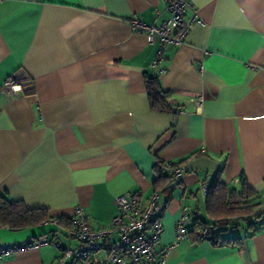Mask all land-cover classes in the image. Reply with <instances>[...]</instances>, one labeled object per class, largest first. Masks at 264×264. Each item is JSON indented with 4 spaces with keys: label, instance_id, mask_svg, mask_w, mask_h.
Returning <instances> with one entry per match:
<instances>
[{
    "label": "crops",
    "instance_id": "1",
    "mask_svg": "<svg viewBox=\"0 0 264 264\" xmlns=\"http://www.w3.org/2000/svg\"><path fill=\"white\" fill-rule=\"evenodd\" d=\"M205 24L180 46L130 25L170 17L164 0H3L0 2V83L16 75L22 89L0 93V194L28 208L72 217L82 207L89 224H110L115 197L162 193L163 231L155 246L164 264H264V0H189ZM192 14L186 11V17ZM166 92L154 109L144 73ZM202 96L201 103L197 96ZM186 168L156 183L157 164ZM180 163V164H179ZM219 179L229 190L253 191L245 202L253 223L238 243H214L194 227L209 218L201 185ZM186 209L187 235L176 241ZM47 241L3 256L0 264H70L78 245L51 223L11 230L0 245Z\"/></svg>",
    "mask_w": 264,
    "mask_h": 264
},
{
    "label": "built area",
    "instance_id": "2",
    "mask_svg": "<svg viewBox=\"0 0 264 264\" xmlns=\"http://www.w3.org/2000/svg\"><path fill=\"white\" fill-rule=\"evenodd\" d=\"M164 2L170 17L159 25H147L136 18L130 20L131 27L146 32L151 43L155 40L159 41L158 53L152 63L153 69L160 68L159 64L166 44L180 46L193 25L205 24L198 10L189 0H164ZM187 9L192 11L189 17H186ZM21 89V83L16 75H10L0 83V93L2 91L14 93ZM196 99L198 103L203 100L199 95ZM167 169L171 175L178 178H183L186 174L183 164L168 166ZM172 185L173 183H168L162 189H155L147 199L142 198L141 191L117 195L116 214L109 225L100 228H93L83 208L77 207L71 217L70 225L64 228V232L78 245L74 248H65L55 243L62 252L61 260H69L70 264H164V256L157 255L155 251L156 243L163 231L158 210L162 205V193L169 191ZM209 186V181L201 185L203 196L206 195ZM189 219L188 211L182 209L176 223V241H181L187 235L186 226ZM48 223L57 226L53 221ZM45 243L47 241L39 240L20 245H0V260L3 256L36 248Z\"/></svg>",
    "mask_w": 264,
    "mask_h": 264
},
{
    "label": "trees",
    "instance_id": "3",
    "mask_svg": "<svg viewBox=\"0 0 264 264\" xmlns=\"http://www.w3.org/2000/svg\"><path fill=\"white\" fill-rule=\"evenodd\" d=\"M144 80L151 106L154 109L166 108V92L162 90L157 77L145 72ZM177 165L159 162L156 183H163L170 179L164 174L163 168ZM253 194V191L244 184L240 191L236 192L229 190L227 185L219 179H214L205 195V209L209 218H195L194 227L207 234L214 243H238L240 238L227 237L224 234L228 226L237 227L235 224L237 218L250 219L253 216L252 205L244 201L245 197H251ZM51 221L61 228H66L70 225L71 217L54 216L47 209L28 208L22 201L9 198L7 193L0 194V226L20 230ZM252 225L253 223H248L247 228Z\"/></svg>",
    "mask_w": 264,
    "mask_h": 264
},
{
    "label": "rangeland",
    "instance_id": "4",
    "mask_svg": "<svg viewBox=\"0 0 264 264\" xmlns=\"http://www.w3.org/2000/svg\"><path fill=\"white\" fill-rule=\"evenodd\" d=\"M238 222H239V225L242 227H246V225L248 224V223H245L243 220H238ZM239 226V227H240ZM239 227L237 226V227H228V230H229V232H230V234L232 235V236H235V235H241L242 234V230L241 229H239Z\"/></svg>",
    "mask_w": 264,
    "mask_h": 264
}]
</instances>
